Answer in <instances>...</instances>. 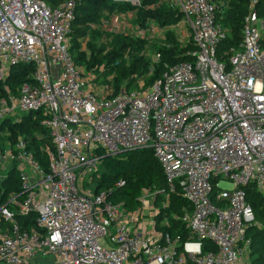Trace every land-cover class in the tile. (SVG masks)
Segmentation results:
<instances>
[{"label":"built area","instance_id":"1","mask_svg":"<svg viewBox=\"0 0 264 264\" xmlns=\"http://www.w3.org/2000/svg\"><path fill=\"white\" fill-rule=\"evenodd\" d=\"M167 2L182 16V37L180 22L140 28L129 11H115L100 30L167 48L166 33L175 30L181 47L186 36L192 43L189 60L116 90L96 83L101 67H78L70 54L78 0H0V126L41 111L53 145L44 149V170L23 136L10 142L0 129V178L14 167L21 184L0 207L9 224L0 229V264H37L47 255L49 264H251L247 231L255 215L246 187L264 193V15L250 0L239 48L221 50L230 35L218 18L222 1ZM151 60L158 64L161 53ZM19 66L30 68V80L13 91L7 80ZM143 150L152 151L164 187L143 191L134 210L111 199L112 188L83 189L102 158ZM220 179L233 190L217 188ZM172 195L190 210L167 214ZM29 215L33 224L24 229L18 218ZM169 219L183 224L184 236L167 231Z\"/></svg>","mask_w":264,"mask_h":264},{"label":"trees","instance_id":"2","mask_svg":"<svg viewBox=\"0 0 264 264\" xmlns=\"http://www.w3.org/2000/svg\"><path fill=\"white\" fill-rule=\"evenodd\" d=\"M45 1L48 5L54 6L59 0ZM220 1L225 7L218 18L230 34L222 43L221 50L237 49L242 42L240 31L250 0ZM255 9L259 15H264V0H257ZM115 11L131 12L134 25L140 28H146L150 22L161 27H169L176 25L182 17L178 11L171 8L167 0H140L139 6L115 0H78L75 18L68 34L70 54L76 64L84 65L87 69L101 67L96 76L100 79L111 77L112 87L118 90L123 84L127 89H131L142 80L148 83L153 81L162 73L164 64L173 65L177 61L189 60L185 53L193 49L191 41L186 42L185 47H181L174 31L166 33L167 48L159 43L136 38L134 35L111 34L100 30L101 22L108 20ZM155 51L161 53V61L158 64L150 60L151 53ZM30 73V68L19 66L13 71L7 83L15 91L19 84L30 80ZM149 76L151 78L148 80ZM42 118L41 111L32 112L24 115L19 124L6 122L0 129L5 126V130L10 132L7 137L10 142H14L17 136H23L28 152L46 170L48 154L44 149L48 147L52 150L53 145L49 131L41 125ZM120 180L124 181V185L116 187ZM18 182L16 170L11 167L0 181L5 187V190H0V207L7 202L6 195L9 192L20 191ZM93 182L95 193L112 188L111 199L123 202L128 210H134L139 205L138 199L143 191L160 192L164 187V176L152 151L143 150L102 158L100 170L93 176ZM246 195L255 215V225L247 231V238L250 240V261L251 264H264V193L246 187ZM183 210H190L189 203L179 195H172L169 206L165 209L167 214H183ZM33 218L29 215L18 218V222L22 228L27 229L33 224ZM169 220L167 231L173 235L180 233L184 236L186 232L183 224L178 220ZM8 226V223L0 219L1 230Z\"/></svg>","mask_w":264,"mask_h":264},{"label":"rangeland","instance_id":"3","mask_svg":"<svg viewBox=\"0 0 264 264\" xmlns=\"http://www.w3.org/2000/svg\"><path fill=\"white\" fill-rule=\"evenodd\" d=\"M122 0H119V2H121ZM181 21V19L178 21V22H180ZM123 25H126V22H123ZM179 26H183L182 27V30L181 29H178V34H180V36L182 37V32H184V33H186V28H185V25L182 23V22H180L179 24H178ZM178 28H181V27H178ZM175 31V30H174ZM185 35V34H184ZM186 42H188V43H190V39H189V37H187L186 36ZM185 45V42L183 43V47H185L184 46ZM187 46V45H186ZM151 60V59H150ZM152 61V60H151ZM75 65L76 66H78V67H81V68H85V66L84 65H78V64H76L75 63ZM16 68H14V70H15ZM13 70V71H14ZM97 72H99V71H97ZM97 72H95V77H97L96 76V73ZM151 77L149 76L148 77V80L150 79ZM98 85H103V84H105V83H108L109 85H111L112 84V80H111V77L110 78H107V79H104V78H98L97 77V82H96ZM19 86V85H18ZM99 170H100V167H99ZM4 170H1L0 171V177L4 174ZM91 175L90 174H87V175H85V177H84V179L82 180V184H83V189H85V190H89V186L91 185H95V183L94 182H92L91 184H88V181L90 180V177ZM2 179L0 178V181H1ZM1 185V184H0ZM18 186H21V184H19V182H18ZM217 188H219L220 190H226V191H231V190H233V188H234V185H233V183L231 182V181H229V180H227V179H220V180H218L217 181ZM0 190L2 191V190H5V187L3 186V185H1L0 186ZM13 197V192L11 193V192H9L7 195H6V201H8V200H10L11 198ZM139 200V199H138ZM139 205H140V202H139ZM138 205V206H139ZM152 213V211H150V212H145V216H148L149 214H151ZM37 264H49L50 263V261H51V256L50 255H47V256H40V257H38L37 258Z\"/></svg>","mask_w":264,"mask_h":264},{"label":"water","instance_id":"4","mask_svg":"<svg viewBox=\"0 0 264 264\" xmlns=\"http://www.w3.org/2000/svg\"><path fill=\"white\" fill-rule=\"evenodd\" d=\"M116 2H118L119 0H115Z\"/></svg>","mask_w":264,"mask_h":264}]
</instances>
